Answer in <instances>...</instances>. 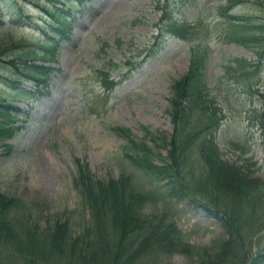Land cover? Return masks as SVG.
Returning <instances> with one entry per match:
<instances>
[{"label":"rangeland","instance_id":"1","mask_svg":"<svg viewBox=\"0 0 264 264\" xmlns=\"http://www.w3.org/2000/svg\"><path fill=\"white\" fill-rule=\"evenodd\" d=\"M73 2L0 0L4 23L0 25V93L22 109L14 122L18 130L0 140V193L18 202L9 211L10 220L38 235H46L45 229L58 221L69 223L73 237L84 233L91 212L84 204L81 184L77 185L81 163L94 180H118L131 174L135 187L154 195L142 209L143 216L165 215L183 242L217 249V243L230 236L222 206L225 195L220 194L221 205L217 210L212 207L213 211L190 200L193 192L200 199L202 190L218 195L206 185L207 170L200 153L193 149L187 155L183 178L188 190L181 194L176 188L170 193L168 179L146 174L125 156L131 153V143L116 128L129 129L135 142L149 147L156 164L169 162L175 132L170 114L173 83L187 73L198 44L206 43L208 86L219 116H225L216 139L221 158L247 166L245 172L252 179H264L261 130L250 121L253 110L264 103V59L258 60V44L227 38L235 30L218 11L227 0H188L176 16L188 27L194 26L191 38H171L156 56L148 57L161 18L159 0H86L77 6ZM53 4L69 15L71 27L68 39L52 54L31 62L48 68L44 84L35 87L3 61L16 58L28 46L44 54V44L55 41L47 33L46 8ZM232 13L246 20H264V0L237 4ZM237 59L248 60V65L238 67ZM96 72L110 73L120 83L104 92ZM11 76L19 77V85L26 90H19L22 97L9 95L15 90L7 82ZM259 214L260 225L264 207ZM263 249L264 228L250 237L245 250L259 253ZM10 251L0 241V258ZM52 255L47 264H68L65 258ZM155 258L159 264H199L196 255L179 252Z\"/></svg>","mask_w":264,"mask_h":264},{"label":"trees","instance_id":"2","mask_svg":"<svg viewBox=\"0 0 264 264\" xmlns=\"http://www.w3.org/2000/svg\"><path fill=\"white\" fill-rule=\"evenodd\" d=\"M85 1L74 0L73 5L77 6ZM187 1L159 0L157 5L161 18L158 33L147 50L148 57L156 56L162 51L168 35L180 36L184 40L191 38L194 26L188 27L176 16ZM245 1L258 0H227L224 6L218 7V11L220 9L219 15L225 22H232L235 30L232 34L228 32L227 38L243 44H248L249 41L258 44L256 53L260 62L264 59V20H246L232 13L237 4ZM46 13L50 17L47 33L54 35L52 40L55 41L44 44V54H38L36 49L28 46L16 58L3 61L5 66L14 68L18 74L33 81L35 87L45 82L48 68L31 62L52 54L60 42L68 38L71 27L69 15L56 4L48 6ZM2 22L0 19V25L4 24ZM208 57L209 47L200 42L193 52L187 73L173 83L175 96L171 99L170 114L175 132L169 143V162L156 164L149 147L135 142L129 129L118 127L116 130L124 132L131 143V153L127 152L125 156L146 174L160 180L168 179L171 184L170 193L176 188H179L177 191L181 194L188 190L189 184L183 178L187 155L193 149L200 153L207 170L206 185L211 186L218 195L210 196L202 190L198 194L200 200L193 192L191 202L213 211L212 207L217 210L221 205L220 194L225 195L228 200L226 202L224 199L222 206L230 236L221 239L217 243V249L183 242L182 234L165 215L152 218L143 216L142 209L154 199V195L135 187L131 174L125 173L118 180H94L88 172H84V165L79 163L81 177L77 180V185L81 184L84 204L91 212V221L84 233L73 237L67 221H58L53 227L46 228V235H38L35 230L28 228L23 229V226L16 225L9 218V211L18 205L17 199L0 193V241L11 248L10 255L0 258V264H40L43 261L42 264H47L52 254L65 258L68 264H138L140 261L150 264L145 262V258L174 252L196 255L199 264H264V249L259 253L245 250L250 237L264 228V223L258 224L262 219L258 214L264 207V179H252L245 172L247 166L228 163L221 158L216 139L225 116H219L220 109L208 86ZM247 61L236 60L238 67L242 63L248 65ZM96 76L104 92L112 91L120 83L112 79L110 73L96 72ZM19 81V77L7 78L8 84L15 89L13 94L9 93L14 99L23 96V92L19 90L26 91L21 88ZM14 101L7 100L5 94L0 93V140L11 137L19 128L14 122L22 114V109ZM194 116L197 118L194 119ZM250 118L251 123L258 125L261 130L264 148V103L261 108L253 110ZM6 146L10 147L8 143ZM22 254L29 256H23L22 259ZM154 264L159 262L155 260Z\"/></svg>","mask_w":264,"mask_h":264},{"label":"bare ground","instance_id":"3","mask_svg":"<svg viewBox=\"0 0 264 264\" xmlns=\"http://www.w3.org/2000/svg\"><path fill=\"white\" fill-rule=\"evenodd\" d=\"M155 260L159 262V260H157V258H155V256H154V257H153V256L147 257V259L145 258V262H146V263H149V261H151L150 264H151V263L154 264V261H155ZM140 262H142V261H140ZM145 262H144V263H145Z\"/></svg>","mask_w":264,"mask_h":264}]
</instances>
